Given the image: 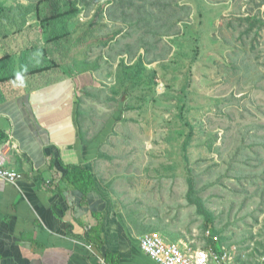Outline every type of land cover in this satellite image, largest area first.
Segmentation results:
<instances>
[{"label":"rangeland","instance_id":"obj_1","mask_svg":"<svg viewBox=\"0 0 264 264\" xmlns=\"http://www.w3.org/2000/svg\"><path fill=\"white\" fill-rule=\"evenodd\" d=\"M37 1L0 0V6ZM69 1L81 9L68 21L73 32L88 23L104 4L103 24L94 36L115 35L113 41L118 39L106 47L93 45L87 56L82 48L75 55L77 63L61 61L53 70H81L91 58L95 67L106 70L98 83L108 88L98 97L103 102L110 100L107 119L125 98L133 108L128 115L136 122L128 123L129 131L143 134L126 144L130 148L124 149L122 160L130 166L124 172L128 184L146 186L144 193L137 195L139 199L156 201L161 210L151 218L147 215L155 212L147 209L141 212L144 218L134 220L146 232L199 245L206 243L204 232L212 229L228 247L237 248L241 264H255L264 254V0ZM0 18V59L12 55L0 62V78L51 64V56L45 58L38 51L46 46V39L36 13L27 16L19 35L13 34L17 31L13 19ZM4 35L9 39L3 40ZM125 41L141 45L143 56H137L136 46L132 55L121 57ZM133 60L136 73L123 92V84L133 76L127 65ZM191 65L193 77L188 75ZM39 75L32 73L0 83V91L9 94L12 89L6 90L5 84L15 85V90ZM187 82L192 84L187 101L188 126L181 119L180 95ZM248 126L256 130L255 137L227 139L223 133ZM116 130L123 134L128 129L121 125ZM136 141L141 145L133 144ZM230 148L239 153L235 164L229 159ZM189 180L193 198L202 200L201 214L187 200Z\"/></svg>","mask_w":264,"mask_h":264},{"label":"crops","instance_id":"obj_2","mask_svg":"<svg viewBox=\"0 0 264 264\" xmlns=\"http://www.w3.org/2000/svg\"><path fill=\"white\" fill-rule=\"evenodd\" d=\"M136 46L137 56H143L142 46ZM136 46L125 41L121 57L132 55ZM86 62L82 70L43 72L15 90L7 83L6 90L12 91L6 95L1 88L0 128L9 135L3 144L7 166L23 179L16 186L0 179V264H157L139 243L151 232L134 219L144 218L141 212L147 209L155 212L147 217L155 218L161 210L156 201L139 199L146 186L128 184L124 171L130 163L122 160L124 149L130 148L126 144L143 133L129 131L128 123L136 121L129 119L133 108L126 98L107 119L110 100L98 97L108 88L98 83L105 67H95L91 58ZM128 86L129 81L123 84V92ZM121 125L128 129L123 134L116 130ZM223 133L227 139L257 134L249 126ZM230 149L235 164L239 153ZM71 166L94 174V190L83 193L67 182Z\"/></svg>","mask_w":264,"mask_h":264},{"label":"trees","instance_id":"obj_3","mask_svg":"<svg viewBox=\"0 0 264 264\" xmlns=\"http://www.w3.org/2000/svg\"><path fill=\"white\" fill-rule=\"evenodd\" d=\"M30 13H36L37 19L44 31L46 46L41 49V53H43V57L45 58L47 55L51 56V64L34 68L32 69V71L26 72L24 74H14L10 77L8 76L5 78H0V83H6L14 81L18 78L27 77L32 73L38 74L48 72L53 70L54 68L60 67L61 63H77L76 60L78 59L75 56L77 51L84 48V54H86L87 56L88 51L92 48L93 45H97L98 47H106L115 38V35L112 37L109 36L107 38L94 36V31L103 24L102 19L105 14L104 4H101L99 6L91 20L83 25L78 32H73L69 28L68 21L80 14L81 9L77 5V3L70 2L69 0H38L37 2H33L30 5H18L16 7L10 8L0 6V16L3 19H6V17L11 18L14 20V23L17 24V31L13 33L15 35H19L22 32V29L26 26L27 23V16ZM250 25V30H252L254 28V24L251 23ZM1 39L2 38L0 37V41ZM8 39V35L3 36V40ZM1 43L2 42H0V44ZM33 47L35 48L36 46L33 45ZM66 47H68V49L64 53V51L62 50ZM59 56H62V58L60 59ZM11 57L12 55L8 54L7 56L1 58L0 62L3 61V59L9 60L11 59ZM196 60L197 59H195V61ZM195 61H193L192 64H194ZM85 67L87 68V62L84 68ZM193 67L192 65L189 67L188 73V75L192 77ZM129 70L133 73V76H130L127 81L134 78V75L136 73V68L133 66H129ZM156 74L158 75L159 71H157ZM191 85V82H187V84L182 88L180 92L183 101L181 109V119L187 126L189 125L186 119V112H188L189 110L187 101L189 99ZM190 138L191 132L188 134V141ZM8 139V133L0 128V145L5 144ZM93 175L94 174L90 170L82 167H67V182L71 183L75 188L81 190L83 193H88L94 190L95 177ZM187 200L190 204L196 205L198 213H202V200L193 198V184L191 180H189V193L187 195Z\"/></svg>","mask_w":264,"mask_h":264},{"label":"built area","instance_id":"obj_4","mask_svg":"<svg viewBox=\"0 0 264 264\" xmlns=\"http://www.w3.org/2000/svg\"><path fill=\"white\" fill-rule=\"evenodd\" d=\"M0 179L16 186L23 178L21 173L7 166L4 145H0ZM51 185V181L47 183ZM204 245L193 241H170L157 232L139 238L141 249L157 264H241L236 247H228L212 229H207ZM255 264H264V254Z\"/></svg>","mask_w":264,"mask_h":264}]
</instances>
